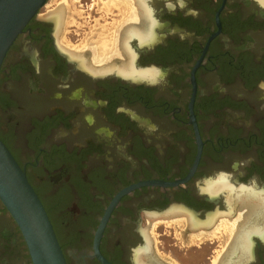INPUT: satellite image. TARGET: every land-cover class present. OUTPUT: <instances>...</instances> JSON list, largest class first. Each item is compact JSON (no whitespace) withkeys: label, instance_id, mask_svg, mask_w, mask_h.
I'll list each match as a JSON object with an SVG mask.
<instances>
[{"label":"flooded vegetation","instance_id":"flooded-vegetation-1","mask_svg":"<svg viewBox=\"0 0 264 264\" xmlns=\"http://www.w3.org/2000/svg\"><path fill=\"white\" fill-rule=\"evenodd\" d=\"M107 1L121 61L126 44L145 75L95 71L101 63L72 56L46 3L0 65V139L66 263L103 264L98 253L110 264H160L157 234L198 239L193 264H212L224 238L256 225L233 264H264V0ZM230 193L240 195L231 206ZM0 264H31L1 201Z\"/></svg>","mask_w":264,"mask_h":264},{"label":"water","instance_id":"water-1","mask_svg":"<svg viewBox=\"0 0 264 264\" xmlns=\"http://www.w3.org/2000/svg\"><path fill=\"white\" fill-rule=\"evenodd\" d=\"M46 1L0 0V65L15 37ZM0 201L20 230L31 264H67L40 198L1 139ZM97 255L103 264H110Z\"/></svg>","mask_w":264,"mask_h":264},{"label":"rangeland","instance_id":"rangeland-1","mask_svg":"<svg viewBox=\"0 0 264 264\" xmlns=\"http://www.w3.org/2000/svg\"><path fill=\"white\" fill-rule=\"evenodd\" d=\"M84 1L89 4L81 5ZM94 1L49 0L42 10L55 9L62 4L64 5V20L57 33V40L67 51L83 54L85 63L88 65L95 64L98 66L103 61L121 63L122 55L114 37V30L118 29L120 22L112 19L114 17L108 14L107 0H100L97 8L98 13L95 12ZM102 48L105 49L104 52ZM150 230L159 232V228ZM228 239L227 236L223 240L228 242ZM171 241H175L177 246L171 244ZM198 241V239H164L161 235L153 234L151 255L160 264H193L195 261L193 262L192 255H196L197 247H193L192 244L193 242L198 243ZM224 241L221 244L223 247ZM167 242L170 244L166 245ZM216 248H218L217 251L222 249ZM217 251L213 254L214 256Z\"/></svg>","mask_w":264,"mask_h":264},{"label":"bare ground","instance_id":"bare-ground-1","mask_svg":"<svg viewBox=\"0 0 264 264\" xmlns=\"http://www.w3.org/2000/svg\"><path fill=\"white\" fill-rule=\"evenodd\" d=\"M146 10V9H144ZM143 10V11H144ZM64 5H60L58 7H56L54 10H53V19L55 18V23H56V28H57V31L60 29L61 27V24L63 23V20H64ZM148 14V11H144L143 12V15H146L145 18H149V15ZM149 25H148V30L150 29V27L152 26V21H148ZM148 30L143 33V34H139V38H145V36L147 37L148 36ZM134 29H130L129 30V35H132L134 34ZM126 44L123 45V49L127 52L128 54V58L126 59V61H121V63L117 64L116 62H110V63H101V67H98L96 68L95 71H101V70H113V69H116L118 72H120L121 74H129L132 76L133 75H138V76H143L145 74H143L142 72H139V70H135L134 68V65H133V56L132 54L130 53V51L128 50V48L126 47ZM72 56H83V54H77L75 53V51H68ZM79 53V52H78ZM81 53V52H80ZM136 72V73H134ZM221 180L222 178H219L218 179V182H216V184H219L221 185ZM222 187H225V186H222ZM219 188H215L214 187H211L210 188V191H215ZM241 194V193H240ZM242 199L243 197L245 198H250V192L249 194L247 192H243L242 193ZM234 198L236 199H240V195L239 193H236L235 196L234 195H231V193L226 197V202L229 206H231V200H233ZM257 214H260V212H258ZM257 226L254 225L252 226L251 228L248 227L246 228V226L242 227V228H237L233 233L232 235L230 236V239L228 240V243L220 250L216 253V255L214 256L213 258V261H212V264H233L234 263V259L235 258L236 260H239L241 259L242 257H245V255H247L246 253L248 252V246H247V233L250 232L251 230L254 231L256 230ZM145 238H146V243L143 247V250H148L149 247H150V242H149V238L147 235H145Z\"/></svg>","mask_w":264,"mask_h":264}]
</instances>
